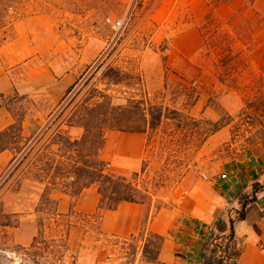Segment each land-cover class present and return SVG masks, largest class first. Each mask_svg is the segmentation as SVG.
I'll return each mask as SVG.
<instances>
[{"label": "rangeland", "instance_id": "1", "mask_svg": "<svg viewBox=\"0 0 264 264\" xmlns=\"http://www.w3.org/2000/svg\"><path fill=\"white\" fill-rule=\"evenodd\" d=\"M192 1L57 0L60 6H55L50 0H0L2 26L18 16L54 14L61 39L72 48L69 59L77 62L80 57L82 61L80 84L67 99V91L51 89L28 99L18 96L5 102L0 100V105H6L7 111L10 109L13 125L19 127L24 121V137L31 140L25 153L14 151L17 158L9 168L0 169V264H14L6 251L23 252L25 264H156L143 256L146 241L151 238L144 228L137 236L105 234L96 216L81 218V222L75 213L58 215L50 197L48 188L52 179L57 188H70L77 181L75 170L69 168L71 173L61 179L59 174L54 176V167L60 163L66 167L75 165L81 154L88 157L87 150L80 154L78 151L82 149L63 145L57 130L78 104L92 94L97 95L96 90L111 96L116 106H125L131 99H144L149 105L163 106L168 111L169 119L164 120L144 161H136L129 167L108 162L110 172L124 175L129 181L138 179L140 186L149 191L147 206L154 214L171 205L188 165L201 163L197 149L204 134L213 128L203 120L193 121L189 110L207 83L224 76L232 80L231 85L237 79L248 83L238 89L248 98L245 110L234 118L225 116L223 123H233L232 142L243 140L245 144H253L263 137L264 78L253 70L250 72L253 65L249 49L246 51L257 45L238 43L217 10L224 5L240 7V11L246 9L241 14L246 22L251 15L247 10L250 6H255L259 15L264 12V0H204L211 13L199 22L195 21ZM108 19L123 20V28L115 31ZM237 27L241 36L250 31L247 24L238 22ZM196 30L203 35L204 44L194 64V75L180 76L172 67L184 52H195L196 42L183 36ZM99 66L103 69L97 71ZM109 67L121 71L123 84L107 85L102 75ZM73 97H76L74 104L64 111ZM62 110L64 116L54 123ZM175 111L181 117L173 114ZM52 122L54 125L45 133ZM63 133L76 138L69 136L65 128ZM201 171L194 168V172ZM71 177L74 183L68 182ZM77 225L81 232L71 233ZM78 236L83 238L80 240ZM156 244L157 240L152 239L150 252H156ZM215 255L213 248L208 264H215Z\"/></svg>", "mask_w": 264, "mask_h": 264}, {"label": "crops", "instance_id": "2", "mask_svg": "<svg viewBox=\"0 0 264 264\" xmlns=\"http://www.w3.org/2000/svg\"><path fill=\"white\" fill-rule=\"evenodd\" d=\"M50 2L60 6L57 0ZM191 3L195 21H202L211 13L204 0ZM240 10V7L224 5L219 7L217 14L238 43L257 45L246 48L253 65L250 72L253 70L255 75L264 78V12L259 15L257 8L250 6L247 9L251 12L249 21L244 22L241 14L246 9ZM57 22V17L50 13L18 16L9 20L6 26H2L0 21V39H3L0 42V100L5 102L18 96L28 99L51 89L65 93L78 82L82 61L80 57L77 62L69 59L72 48L61 39ZM238 22L249 26L246 36L239 34ZM183 38L196 42L195 52H184L172 70L180 76L192 77L194 64L204 44L203 35L196 30ZM202 73L204 75V70ZM231 82L224 76V79L207 83L189 110L191 118L218 124L225 116L234 118L243 113L248 98L238 89L248 83L243 84L242 79L235 80L232 85ZM13 124L9 111L0 105V132ZM223 125L219 131L205 134L206 139L197 149L201 163L188 165L169 207L154 214L147 204L123 203L116 210L104 214L101 232L137 236L144 228L147 234L164 238L156 264H208L207 259L213 252V239L230 232L229 208L237 209L241 194L250 191L255 183H264V135L253 144H245L243 140L232 142L233 123L224 122ZM64 128L69 136H75L76 140L81 138L80 127ZM148 139L149 134L109 131L100 157L107 163L129 167L136 161L145 160ZM14 151L0 154V169L9 168L15 162ZM196 167L202 169L201 173L194 172ZM203 174L209 180H204ZM71 189L72 186H60L50 191L57 214L75 213L80 217L79 221L92 218L101 201L98 187L91 185L77 197ZM79 227L72 228L71 233L81 232ZM235 233L234 249L238 264H264V192L249 207L246 220L236 224ZM74 238L77 241L76 235Z\"/></svg>", "mask_w": 264, "mask_h": 264}, {"label": "trees", "instance_id": "3", "mask_svg": "<svg viewBox=\"0 0 264 264\" xmlns=\"http://www.w3.org/2000/svg\"><path fill=\"white\" fill-rule=\"evenodd\" d=\"M101 69H103V67L99 66L97 71ZM102 78L107 82L108 86L121 85L124 83V77L121 71L111 67L104 71ZM79 84L80 80L68 89L65 99L73 94ZM95 93H97V95L92 94L84 103L78 104L68 120L64 121L57 130V137L62 140L63 145L68 149H82L78 151L80 154L87 150L88 157H84L82 154L79 155L80 158L75 162V165L69 162L72 164L70 167H66L61 163L56 165V167H54V176L58 177L59 174L58 178L63 179L66 174L71 173L70 169L72 171L75 170L77 181L72 184L73 195L75 197L79 196L84 189L91 185H96L101 195V201L99 209L94 216L102 222L104 214L107 211L116 210L121 204L126 202L147 204V199L150 197L149 191L140 186L138 179L129 181L124 175L109 171L108 163L103 161L100 157L106 145L107 133L109 131H117L130 134H149L147 143V153H149L151 143H155L154 139L156 138V134H158L164 120L169 119V117L167 109L163 106L149 105L144 99L139 101L131 99L128 100L125 106H116L113 104L111 96L97 90ZM76 97H73L69 101L64 107V111L74 104ZM2 98H4V96H2ZM3 107H6V105ZM63 110L55 119L54 123L56 120L62 119V116L65 114ZM173 114L181 117L179 111H175ZM173 120L176 119L173 118ZM192 120L197 122V119L193 118ZM23 122L19 127L12 125L8 129L0 132V154L12 149L17 152L19 151V154H23L29 148L31 140L24 137ZM202 122L213 128V130H209V134L219 131L221 127L224 126L223 122L218 124H213L204 120ZM54 123L47 128L45 133ZM63 126L68 128L81 127L84 130V134L80 140H73L67 137L66 133H63ZM175 138L172 136V140H175ZM164 139L165 138L162 137L161 141H164ZM205 139L206 137L204 136V140ZM204 140L201 143H203ZM24 141H26V143ZM175 145L176 149L178 147L179 150L180 145L178 141L175 142ZM88 158H90V160ZM145 171L146 168H143L142 172L145 173ZM61 172H64V174ZM53 180L54 179H52L49 184V191L57 187ZM262 192H264V183H255L250 191L240 195L237 209H230V232L227 235H217L213 239V248L216 249L217 252V255H215V264H238L237 254L234 249V241L236 238L235 226L238 222L246 220L249 207L258 201V195ZM149 234L151 238L146 241L143 249V256L157 262L159 250L164 238L156 234ZM152 239L157 240L156 252H150Z\"/></svg>", "mask_w": 264, "mask_h": 264}, {"label": "built area", "instance_id": "4", "mask_svg": "<svg viewBox=\"0 0 264 264\" xmlns=\"http://www.w3.org/2000/svg\"><path fill=\"white\" fill-rule=\"evenodd\" d=\"M12 10V9H10ZM107 22L112 26V28L115 30V31H120L123 26H124V22L123 20H114V21H111L110 19L107 20ZM203 179L204 180H209V178L207 177V175H203ZM68 182L69 183H74L75 182V179L74 178H69L68 179ZM5 254L7 255V257L9 259H11L14 264H25V254L21 251H6ZM35 264H41V263H35Z\"/></svg>", "mask_w": 264, "mask_h": 264}]
</instances>
